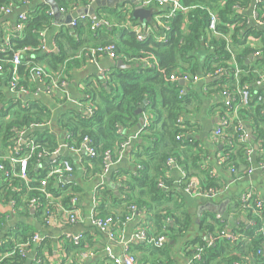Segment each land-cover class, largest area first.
<instances>
[{"label": "trees", "instance_id": "trees-1", "mask_svg": "<svg viewBox=\"0 0 264 264\" xmlns=\"http://www.w3.org/2000/svg\"><path fill=\"white\" fill-rule=\"evenodd\" d=\"M35 1L37 0H0V8L12 5L16 9ZM47 1L56 5L57 10L61 8L66 13L71 12V9L86 7L92 0H45L44 3H38L25 12L27 19L21 37L12 39V46L6 48L3 45L4 40H0V66L4 68L3 78L6 82L10 71V65L7 62L23 47L29 50L21 56L22 65L18 69L21 82H23V76L27 75L29 66L42 65L52 72H57L61 70V65L66 59L88 47L113 45L117 58L124 59L129 66L126 70H114L113 75L104 81V85L98 81L85 90L84 94L91 97H84L83 101L94 103L87 106L84 103L85 109H91V116L68 107L69 104L62 100L64 98L61 95L54 99L53 107L57 108L54 112L49 105L36 97L30 98L27 106H22L20 99L11 97L8 106H5L2 104L3 94L0 91V164L5 167L10 176L5 181L1 179L4 182L0 187V199L4 202L13 200V208L23 212L24 217H29L30 214L31 217H38L43 207L54 211L57 203L67 208L71 198H78L77 193L81 191L80 187L71 181L58 188L54 187L51 180L46 186V192L52 198L47 201L38 189L40 179L46 174V169L41 167V163L49 155L42 159L37 157V153L41 150L47 154L51 153L58 141L65 139V136L68 142L75 145L88 137L96 150V156L93 158L85 156L82 158V163L87 171L86 175L91 171L97 177L103 173V153L111 151L114 154L121 149V145L128 141L126 131L133 128L140 118L135 111L142 109V112L147 114V123L144 127L141 126L138 136L142 140L140 148L144 154L135 153L133 171L129 173V181L126 183L128 184L126 195L131 196L135 188H139L140 192L137 198L131 197L124 201L131 200V203L127 202L129 205L126 208L135 205L137 212L143 211L149 223L147 226L149 236H163L167 241L160 248L151 247L147 243L133 244L137 250L142 251L136 264L147 261H151L152 264H172L174 259L172 253L177 243L181 245L182 252L188 260L192 258L196 248L203 250L200 260H192L191 264H233L234 262L249 264L248 260H252L255 264H264L263 201L258 208L250 203L256 209L254 213L246 209L240 199L231 200L234 208L246 213L247 219L246 224L241 223L231 229L233 235L237 236V238L234 236L231 243L219 236L222 224L215 219V208H207L202 212L197 222L199 233L195 237H190L188 232L194 226L195 218L184 207V203L183 206H178L173 200L171 193L174 190L173 185L164 174L168 168L165 164L168 159H172L176 165H183L182 170L185 174L179 185L182 190L190 183L192 180L190 176L193 175L189 173L188 163L180 162L181 154L177 153L179 148L188 144L185 140L187 132L180 128L178 123L180 113L186 109L190 101V95L185 93L179 96V90L183 87L179 82L170 83L168 77L177 72H186L193 76L200 71L205 76L207 73L213 74L218 69H224L225 76L210 79L220 83V91L224 85L232 91L234 89L231 82L234 72L232 55H234L237 65L246 71L243 79L252 81L254 78L252 71L261 60H264V37H262L264 32L256 28L258 25L249 27L244 24L243 16L237 11L249 9L252 5L251 0H178L188 10L186 13L178 12L169 19L161 18V23L167 28L162 31L165 35V41L162 43L155 40V37L162 34L159 26L150 25V31L154 33V36H149L143 42L137 41L129 29L122 27L125 23L138 24V21L132 18L134 6L130 2H122L111 9L101 7L95 10L96 21L107 22L111 30L107 29L110 27L105 28L101 25L91 30L93 21L90 16L85 20L77 17V23L73 28L63 26L55 30L53 29L54 15L49 14L51 5ZM126 5H130L131 8ZM260 10L264 12V3L257 4L256 14L260 15ZM157 14L162 15V13H153L151 24H153L154 15ZM211 14L217 17L214 33L208 30ZM116 26L124 29L123 34L118 38L114 34L117 30ZM83 29L94 33L93 41L85 44L79 41V33ZM43 31L52 32V43L56 52L49 47L47 51H40L39 34ZM75 35H78V40ZM249 36L262 37L263 44L258 48L250 47L246 43ZM223 37L231 40L229 50L225 47ZM9 38L11 39V36ZM3 48L5 51L1 52ZM256 52L261 53L262 59H257L258 62L249 65L247 59ZM199 67L200 70H198ZM254 90L256 89L252 88V93H255L251 103L239 111V119L244 126L251 128L252 138L240 143L234 125L229 127L226 138L231 141L232 146H223L219 151L225 159L222 165L226 171L230 168L238 171L240 167L238 163H242V167L247 168L248 164L244 158L247 147L254 149L259 145V150L264 151V92ZM83 101L79 102L83 103ZM48 122H51L52 128L57 130L56 133L52 134L47 127L31 129L32 125ZM20 130L26 131V142L32 140L40 146L26 162V180L20 177V164L11 165L8 162L10 157L18 159L27 151L22 145V151L13 152L17 132ZM168 142L170 147L167 149ZM183 155L189 159L191 157H188L187 153ZM255 159L257 162L264 160L259 157ZM67 160L74 163L72 157H67ZM197 161L198 157L192 159L194 169L198 171L195 181L199 185V192L203 193L210 189L221 190L227 184L217 177L210 176L206 169L201 170ZM240 172L238 171V174L243 176ZM160 183L164 187H159ZM107 194L106 191L101 190L96 195L99 202L101 201L99 209L104 205L102 197ZM32 198L37 199L41 205L35 210L27 207L29 199ZM6 218L8 216L0 214V238L3 239L0 245V264H23L25 257H20L19 253L1 258L15 245L30 243L28 248H32L35 243L30 241L38 232L24 220L17 221L13 226H7ZM224 222L227 223L226 219ZM209 240L213 243L207 248ZM67 245L77 253L82 248L81 243ZM37 249H40V245ZM37 258L42 263L41 252H37ZM69 264H75V262L70 261Z\"/></svg>", "mask_w": 264, "mask_h": 264}, {"label": "crops", "instance_id": "crops-1", "mask_svg": "<svg viewBox=\"0 0 264 264\" xmlns=\"http://www.w3.org/2000/svg\"><path fill=\"white\" fill-rule=\"evenodd\" d=\"M39 1L40 0L27 3L21 8H16L9 15H0L1 41L6 40L7 37L12 35L17 14L20 12H27L29 9L37 5ZM89 5L86 7H78V9L75 11L87 9ZM126 6L131 8L130 5ZM58 10L59 17L58 19L54 18V21H56L57 24H53V29L56 30L57 28H61L63 26L69 27L65 23V20L68 14H71L72 12L65 13L64 11H61V8ZM151 11L153 13H162L160 16L168 14V9L164 8H153ZM237 11L243 16V23L251 27L249 19L250 17L247 15L249 9L246 8ZM260 12V15H258L261 16L263 21L264 12L261 10ZM160 16H158V14L154 15V19H157ZM151 23L152 18L149 25H151ZM138 25L147 26L145 23L139 21ZM256 25L257 24L255 23L254 26ZM102 26L105 27L104 25ZM109 27L110 28H105L111 30V26ZM256 28L261 29L264 32V24L260 26L258 25ZM123 31L124 29L118 26L117 30L114 32L115 37L118 38L121 36ZM46 34L48 47L55 51L52 43V32L49 31ZM79 35V41L84 44L93 41L92 39L95 38L94 33H89L86 29H83ZM77 36L78 35H75L76 40H78ZM92 36L94 38H92ZM250 37L254 38V41L251 44L252 47L258 48L263 44L262 37H264V35L262 37ZM257 59H262L261 53L253 61L250 60L249 65L258 62ZM117 60L123 61L125 67L120 66V68H118L115 66L113 61ZM128 66L129 65L126 64L124 59L116 58L115 60H112L105 56L99 57L97 62L93 63L86 57L82 56L81 49L76 54L66 59V61L61 65V70L54 73H60L66 82L65 90L68 98L62 100L66 104H69L68 107H72L76 111H82L83 114L86 115L84 103L85 106L94 103L91 101H83L84 97H91V95L84 94L85 90L87 88L89 89L98 81L102 82L104 85V81L113 75L114 70H126ZM255 69L258 71V73L264 74V60H261L258 65L255 66ZM198 70H200V67ZM195 75L198 76L197 82L193 84H180L183 87L186 95H190V101L187 104L186 109L180 113L178 123L180 128L187 132L185 134V140H187L186 142H188V144L185 147L179 148L177 153L181 154L180 162L188 163V167L190 168L189 173L193 174L190 176L192 181L197 180L196 173H198V171L194 169L192 159L198 157L197 162L200 165L201 170L206 169L205 171H207L210 176L213 175L214 177H217L221 182L224 181L229 184V186L226 193L220 198L214 199L212 201L203 198H197L192 194L184 192L179 186V182L182 180L185 174L182 170L183 165H176L173 162V164L164 171L167 180L171 181V184L173 185L174 190L171 192L173 194V200L178 204V206H183L184 203V207L187 208L195 218L194 226L188 232V236L190 237H195L199 233V226L197 222L200 220L202 212L207 208H215L216 212H218L217 210L220 208L219 205L227 202L223 212L220 214L224 217V219H226L230 229H233V227H237L241 223L246 224L247 219L246 213L241 209L238 210L234 208V204L231 202V200L239 199L241 195L251 190L264 203V173L255 171L252 175L244 176L240 180L235 181L229 175L228 171H226L224 165L219 163V151L222 147L220 144L217 145L213 141L212 131L219 119L221 102L219 91L221 86L220 83L215 82L214 79L205 78L206 76L202 75L201 71L195 73ZM0 81V91L3 94L1 98L2 104L8 106L9 100L13 96L9 93L7 86H5L6 79L2 76ZM261 91L264 92V89ZM38 99H41V102L44 104L49 105L53 109V112L57 111V108L53 107L54 101L48 99L45 96H40ZM79 101H83V103L81 102L82 106L79 105ZM163 109L167 110L165 107ZM146 115V112H142V115L139 116L140 118L138 119L137 124L129 131H126L128 145L124 148L119 161L108 171L106 175L96 177L91 173V171L88 175H86L87 171L82 163V158L85 157V155H68L72 157L75 165V171L72 174V177H70V182L72 181L73 184L79 186L81 190L79 193H77L79 199L78 206L80 209L79 221L73 225L58 223L49 227L43 226L41 222V215L38 217H31L30 214L29 217H24L23 215L25 214H22L23 212H19L13 208V200L4 202L0 199V214L8 216V218L5 220V225L13 226L17 221L24 220L26 223L31 225L43 239L42 241L36 242L32 248H29L23 264H36L37 252H41L43 257L41 264H69L70 261L75 262V264H122L121 254L123 245L120 244V241L122 243H128L130 252L135 255L136 260H139V255L142 251L137 250L133 244L138 245L140 243L132 241V235L138 228L149 225L147 218L142 211L137 212L133 219L128 223L123 224L121 219L125 214L126 206L129 205L127 202L131 201L124 200H127V198L131 197L135 199L138 197V193L140 192L139 188H135L132 191L131 196L129 194L128 197L126 195V191H128V184L126 183L129 181V173L133 171L135 153L141 152L142 155L144 154L140 148L142 140L139 138L138 132L140 131L141 126L144 127L145 123H147ZM245 128L246 130H250L252 134V130L249 126L246 125ZM169 147L170 142L167 143V149ZM183 153H187L188 157L191 156L190 159L183 155ZM61 156H67V153H62ZM257 157L264 158V151L263 149L259 150V145L254 147V158ZM52 160L53 159L51 157L43 160L41 167L47 168ZM238 166H240L238 171H241L240 173L242 174L246 167L243 168L242 163H238ZM3 182L4 181H1L0 179V187L3 185ZM98 186H100L98 194L101 190L104 192L106 191L108 194L102 197L104 205L101 209H99V203L101 201L98 202L97 212L101 217L110 215L113 216V218L117 221L115 241H110L108 235L99 232L89 223V213L92 208L93 194L95 193V190ZM142 198L147 199V197ZM229 208L231 210H228ZM74 234H81V236H83L81 241L82 248H80L81 252L79 253H77L76 250L73 251V249L69 248V245L64 242L65 236ZM0 240L3 239L0 238ZM42 242L44 243L41 244ZM38 245H40V249H37ZM106 249H108V251H106ZM82 253L91 255L87 256V258L79 257L78 255H81ZM172 255L174 258L172 264H187L188 258L186 257L185 253L182 252V248L179 243L175 244ZM247 262L249 264H255L252 260H248ZM143 264L152 263L151 261H147L143 262Z\"/></svg>", "mask_w": 264, "mask_h": 264}, {"label": "built area", "instance_id": "built-area-1", "mask_svg": "<svg viewBox=\"0 0 264 264\" xmlns=\"http://www.w3.org/2000/svg\"><path fill=\"white\" fill-rule=\"evenodd\" d=\"M95 0H92L94 2ZM102 1V0H100ZM137 1V9H148L151 10L153 8H164L168 9V14L164 16H160L157 19L153 20L152 26H159L161 29V32L165 29H167L162 23L161 18L169 19L172 18L176 13H186L187 8H185L181 3H179L178 0H136ZM90 3V4H91ZM264 0H252V5L249 9H253L252 17L253 20L257 25H263L264 20L262 21L261 16L256 14V6L257 4H263ZM14 10L12 5L7 6L6 8H0V15H9ZM61 11H64L63 9ZM71 12H74L75 9H71ZM59 12V10H58ZM65 12V11H64ZM50 15H53L54 12L51 9ZM89 15L84 14L80 16L79 18L81 20H85ZM27 17L25 12H20L17 14L15 22H14V31L11 35V39L9 37L4 40V48L12 46V39L21 37L22 32L24 30L25 21ZM76 18L72 19L70 22V27H75L76 25ZM217 24V17L214 14H211L209 24H208V30L212 33L215 32V26ZM104 25L105 27H109V24L105 21H93L91 25V30L96 29L99 26ZM126 29H129L134 36L136 37L137 41L143 42L145 41L149 36H154V33L150 31V25L148 26H140V25H131V23H125L122 26ZM47 32L43 31L39 34L40 36V51L44 52L47 51L48 45H47ZM165 35L162 34L158 37H155V40L157 42H164ZM225 41V47L229 50L231 46V40L228 37H223ZM254 41V38L248 37L246 40V43H248L251 46L252 42ZM1 49V52H4L5 50ZM29 48L23 47L22 49H19L12 57L11 60L7 62L8 65H10V71L7 76V89L9 93L18 99L21 100L22 106H27L29 99L32 97H40L45 96L48 99L54 101L56 96H63V98H68V95L65 90L66 82L63 79V77L60 75V73H54L50 71L45 66L40 65H31L27 68V75L23 76V79L21 82V76L19 74V67L22 65L21 62V56L27 52ZM115 47L113 45H104L99 47H88L83 49L82 54L84 57H86L89 61L96 63L98 58L101 56L108 57L112 60H115L117 58L115 53ZM260 55L259 52L254 53L252 56H250L247 59V63L253 61L256 57ZM232 63H233V78H232V85H234V89L230 91L227 88V85L223 86L222 91L219 92V96L221 98V107H220V113H219V119L217 124L214 126L212 131V138L213 141L218 145L220 144L221 147L227 146L231 147V141L226 138V131L229 130V127L234 125V129L236 132H238V141L240 143H243L246 140H249V136L247 134V130L244 126V124L239 119V111L242 108L247 107L253 98L252 88H255L256 90H263L264 89V74L258 73V71L254 68L252 71L253 73V80L248 81L244 80L243 78L246 76V71L240 69V67L237 65L234 55H232ZM4 68L0 66V76H3ZM226 71L224 69H218L213 74L207 73L205 76L206 78H213V77H221L225 76ZM242 77V80L240 78ZM170 83L174 82H183L185 84H193L197 82L198 76L197 75H189L188 73H172L168 77ZM40 86V87H39ZM254 90V91H256ZM185 95L184 89L179 90V96ZM261 99V97H258ZM79 105L82 106V104L79 102ZM85 114L88 116L92 115V111L90 108L86 109ZM146 125V123H145ZM40 127H47L50 128V132L56 133L57 130L52 128L51 122L44 123V124H36L32 125L31 129H38ZM26 131L20 130L17 132V140L15 143V147L13 148L14 153H19L22 151L24 145L27 149L25 154H23L20 158L16 159L14 157H10L8 162L13 165L15 163L20 164V177L26 180L25 175V167L26 162L29 160L32 155L35 154V151H37L40 146L35 141H28L26 142L25 139ZM58 136V134H57ZM178 139V137H177ZM128 145V141L124 142L121 145V149L115 152L114 154L111 153V151H105L102 155V169L103 173L99 176H104L108 173V171L119 161V158L124 151V148ZM62 153H67V156H61ZM84 154L86 157L93 158L96 156V150L93 147L92 141L85 137L82 139V141L75 145L68 142L67 136H65V139H61L58 141L57 146L55 149L47 154L43 152L42 150L37 153V157L44 158L46 155H49V157H52V161L50 162V165L45 168L46 174L43 178L40 179V187L39 192H41L45 199L47 201H50L52 196L49 195L46 192V186L49 181H53L54 187H63L66 184L70 183V177H72V174L75 171V165L74 163H70L67 160V157H71L68 155H79ZM244 158L247 162V168L243 171V176H240L238 174V171L234 170V168H230L228 170V173L231 177H234V180H240L244 176H250L255 171L264 173V160L261 162L255 161L254 158V149L252 147H247L244 151ZM218 161L220 164H223L225 159L219 155ZM166 166L170 167L173 164L172 159H168L166 161ZM214 177L213 175H211ZM10 176L8 175L7 170L5 167L0 164V179H8ZM184 177V176H183ZM181 184V181L179 182ZM198 183L197 181L190 180V183L184 188V192L194 195V197L197 198H203L206 200H214L217 198L222 197L226 191L228 190L229 184H225L224 187L221 190H215L210 189L206 192H199L198 189ZM99 187L95 190V193L93 194L92 199V208L89 213V223L92 227L96 228L99 232L104 233L108 235V238L110 241L116 240V225L117 221L113 218V216H105L101 217L99 213L97 212L98 209V202L96 195L98 194ZM159 187H164L162 183L159 184ZM240 201L245 204V208L251 210L252 212L256 213V209L251 206L250 203H253L256 208L260 207L262 205V200L259 199L251 190L245 192L243 195L239 197ZM79 199L77 197L71 198L68 207H64L60 203H57L56 209L54 211H51L49 208H41L40 215H41V222L43 226H52L56 225L58 223L65 225H73L77 221H79V206H78ZM41 206L39 201L35 198L29 199L27 203V207L29 209L35 210L36 207ZM137 213V209L135 205H130L126 208V215L123 216L122 223H128L130 222L134 215ZM215 219L219 221L222 224V228L219 232V236L221 239L226 240L228 242H232L235 235H233L232 230L228 226L226 222H224V217L216 212ZM142 226L134 231L132 235V241L138 242V243H147L151 247L154 248H160L163 246V244L167 241V239L163 236L153 237L149 236L147 234V227ZM237 238V236H235ZM83 236L81 234H74V235H68L64 237V242L67 244H74L78 245L81 243ZM43 239L39 236V234H36L32 237L31 243H36L39 241H42ZM213 241L209 240L207 243V248L212 246ZM2 244V240H0V245ZM29 244L25 243L21 245H15L11 248L10 252L8 254H5L4 257L1 259H4L6 257L12 256L15 253H19L20 257H26L28 250H29ZM120 244L122 246V264H136V257L134 254L130 252L129 244L128 243H122L120 241ZM108 251V249H106ZM202 249H197L194 255L191 259L188 260L187 264H191L193 261L200 260ZM81 252V251H80ZM91 254L82 253L79 254V257L87 258ZM37 257V256H36ZM65 259V258H64ZM193 260V261H192ZM36 264H41L40 259L37 258ZM233 264H246V263H240V262H234Z\"/></svg>", "mask_w": 264, "mask_h": 264}, {"label": "water", "instance_id": "water-1", "mask_svg": "<svg viewBox=\"0 0 264 264\" xmlns=\"http://www.w3.org/2000/svg\"><path fill=\"white\" fill-rule=\"evenodd\" d=\"M42 2L44 3L45 0H41L39 3H42ZM47 2L51 5V9L54 12V18L58 19L59 14H58V10H57L56 5H54L51 1H47ZM122 2H130L134 6V9L132 10V13H131L132 14V18L134 20H138L139 22L145 23V25L149 24V22H150V20L152 18L153 12L151 10H148V9H137L136 6L138 4H137L136 0H102V1L95 0L94 2H92L89 5V7L87 9L78 10V11L72 12L71 14H68V16H67V18L65 20V23L70 27V22H71L72 19L77 18L79 16H82L84 14L89 15L92 20L96 21L95 10L97 8L104 7V8L111 9V8L115 7L116 5H119ZM252 12H253V9L251 8L247 12V15H248V17H250L249 18L250 19V25L254 26L255 25V21L252 19ZM54 23L57 24L56 21H54ZM113 63L118 68H120V66H124L125 67V64L121 60L113 61ZM179 83L182 84L183 82H179ZM135 113L137 115H142V109H137L135 111ZM247 134L249 136V139H251L252 137H251L250 130H247ZM226 203L227 202H224L221 205H219L220 208L217 210L218 213H222L223 212V209H224Z\"/></svg>", "mask_w": 264, "mask_h": 264}]
</instances>
